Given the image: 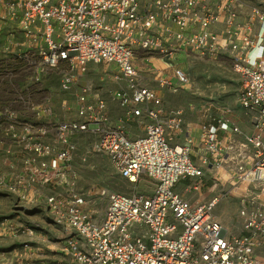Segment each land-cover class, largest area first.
<instances>
[{"label":"built area","instance_id":"2783aa9c","mask_svg":"<svg viewBox=\"0 0 264 264\" xmlns=\"http://www.w3.org/2000/svg\"><path fill=\"white\" fill-rule=\"evenodd\" d=\"M184 52L229 62L240 78L239 103L251 114L243 134L231 108H200L196 156L207 170L192 159L184 110L148 85L186 88L184 68L144 64ZM0 54L25 65L0 108L2 162L19 170L0 172V190L42 200L58 231L56 247L32 253L29 264H264V0H0ZM99 67L116 86L108 94L122 111L117 119L108 100L80 84ZM56 71L59 92L74 97L75 119L58 115L56 89L40 88ZM58 108L71 106L63 97ZM127 122L142 134L131 136ZM84 133L96 137L94 149L121 178L151 191L107 193L105 211L96 214L72 172L75 137ZM227 160L234 165L227 181L248 183L237 234L212 215L227 193L202 203L174 189Z\"/></svg>","mask_w":264,"mask_h":264},{"label":"rangeland","instance_id":"374dc122","mask_svg":"<svg viewBox=\"0 0 264 264\" xmlns=\"http://www.w3.org/2000/svg\"><path fill=\"white\" fill-rule=\"evenodd\" d=\"M176 58H150L144 64L160 69L168 68L167 70H171V65H177L188 73L190 83L185 86L186 88H181L176 93L160 88L156 82L148 83L151 87L158 89L169 107L184 110V117L188 115L185 119V124L188 127L198 125L200 108L208 105H211L214 110L219 106H227L231 108L237 119L247 124L249 120L251 122V114L245 112L239 103V75L235 73L229 62L211 61L189 52L179 54ZM137 63L143 64L141 60H138ZM59 82L60 74L57 71L51 72L41 78L40 88L45 89L52 86L56 89L57 96L54 99V104L58 115L67 120L75 119L74 97L59 92ZM84 83H89L93 91L99 92L103 98L108 100L112 106L111 111L114 118L121 115V109L110 100L108 94V91L116 86L107 77L102 76L101 67L98 70H90L85 78L80 80V84ZM63 97L67 99V104L71 106V109L58 108ZM137 131L141 132L142 129L137 128ZM95 141L96 137L87 133L75 137L76 149L72 172L75 175V188L85 193L89 206L95 210L96 214L102 215L105 211L108 203L107 193L129 194L133 191H151V188L143 184L131 185L121 178L113 169L108 157L94 149ZM192 159L196 162L198 158L193 155ZM0 169H3L0 172L7 174L19 171H4L6 168L1 166ZM219 172L225 179L229 178L230 170H219ZM232 181V179L228 180L224 187L219 186L216 193L213 192L212 196H220L222 193H227V196L218 198L212 215L220 219L228 231L236 234L241 226V219L238 216L241 197L248 183H241L242 188L239 190V184L234 186ZM177 184L182 186L186 185V182L180 180ZM42 192L43 195L52 193L50 190H42ZM195 192L196 190L192 189L187 193L194 195V198L191 199L193 201H197L201 197ZM261 201L264 202V193L261 196ZM201 202L203 203V200ZM50 221L49 213L42 200L35 197L21 198L17 194L0 190V264H29L33 256L45 255L49 252V248H55L57 245L54 244L55 234L58 231Z\"/></svg>","mask_w":264,"mask_h":264},{"label":"crops","instance_id":"0c3cea01","mask_svg":"<svg viewBox=\"0 0 264 264\" xmlns=\"http://www.w3.org/2000/svg\"><path fill=\"white\" fill-rule=\"evenodd\" d=\"M24 67H25V65L22 62H16V61H12L9 59H5L0 54V108H1L2 104H4L8 100V98L12 95V91H13L12 80L15 78H17L18 80L24 79V74H25ZM111 108H112V106H111ZM111 115H112L113 119H117V118H114L115 116H113L112 111H111ZM187 116H185L184 118L186 119ZM238 123H239V126H240L243 134L250 132V130H251L250 129L251 128L250 120H249V123L247 124V123H244L238 119ZM126 126H127L128 131H130L131 136H136V135L142 134V131L141 132L137 131V128H139V127H136L134 123L127 122ZM184 128H185V131L193 139L192 156L193 155L196 156L197 146H199V144H200L199 127H198V125L196 127H188V125H186L184 122ZM243 134H239V135L236 134V135H234V138L238 141H244ZM2 157H3V153H2V148L0 146V166L5 168V166L2 162ZM195 164L197 166L201 167L202 170H207V168L202 164V162H200L199 158L197 159ZM215 170H217L216 173L213 175H209L210 177L205 175L202 178H197L196 180L191 179L189 177H186V178L182 179L186 182V185L181 186L179 184H176L174 189H175V191L185 195V197L187 199L191 200L194 198L193 197L194 195L187 194L186 188L193 186V184L195 182H197L196 184L198 186L196 187L195 194H199V196H201L199 198L200 201L198 199H197V201L201 202L203 200V203H205L214 197V196H212V194H213V192L216 193V191L219 189L218 188L219 186H222V185L225 186L226 185L228 178L225 179L224 176H221L219 170H234V165L229 160H227L225 164L218 166ZM4 171H9V170H4ZM228 176L230 177V174ZM204 177H206V178H204ZM241 188H242L241 184H239L238 189L241 190ZM245 189L243 190V193H244ZM226 230H227V228H226ZM228 232H230V231H228ZM240 232H241V226L239 227V231L237 233H240ZM259 251H260V255L264 256V249H261Z\"/></svg>","mask_w":264,"mask_h":264},{"label":"bare ground","instance_id":"6f19581e","mask_svg":"<svg viewBox=\"0 0 264 264\" xmlns=\"http://www.w3.org/2000/svg\"><path fill=\"white\" fill-rule=\"evenodd\" d=\"M160 62V61H159Z\"/></svg>","mask_w":264,"mask_h":264}]
</instances>
